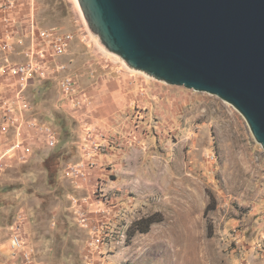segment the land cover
I'll return each instance as SVG.
<instances>
[{
    "label": "rangeland",
    "instance_id": "obj_1",
    "mask_svg": "<svg viewBox=\"0 0 264 264\" xmlns=\"http://www.w3.org/2000/svg\"><path fill=\"white\" fill-rule=\"evenodd\" d=\"M36 4L41 28L73 37L50 76L35 83L41 92L28 90L33 114L57 142L0 172V226L24 212L37 263L86 264L92 232L74 199L99 201L89 200L90 211L102 202L93 197L97 180L88 195L69 167L98 151L112 223L129 230L125 243L95 253L96 264H264V146L245 116L217 95L131 67L74 0ZM68 76L89 93V106L64 99ZM148 216V231L132 232Z\"/></svg>",
    "mask_w": 264,
    "mask_h": 264
},
{
    "label": "water",
    "instance_id": "obj_2",
    "mask_svg": "<svg viewBox=\"0 0 264 264\" xmlns=\"http://www.w3.org/2000/svg\"><path fill=\"white\" fill-rule=\"evenodd\" d=\"M131 67L233 104L264 146V0H79Z\"/></svg>",
    "mask_w": 264,
    "mask_h": 264
},
{
    "label": "built area",
    "instance_id": "obj_3",
    "mask_svg": "<svg viewBox=\"0 0 264 264\" xmlns=\"http://www.w3.org/2000/svg\"><path fill=\"white\" fill-rule=\"evenodd\" d=\"M15 3H11L13 6ZM31 42L26 48L27 59L8 65L5 70L13 75L20 76L21 87L18 91V96L23 99V92L28 83L35 78L47 79L53 67L50 61H54L57 56H61L66 52L70 43L72 42V35L68 32L58 31L54 28L43 29L39 27L34 18L30 26ZM6 50H13L14 45L8 41L3 44ZM2 69L0 67V73ZM62 91L64 99L68 100L72 105L78 107H87L91 103L90 95L87 91H82L78 87L77 81L73 77H66L63 79ZM23 101V100H22ZM24 107L28 108L27 102H24ZM48 132V144L55 146L57 137L50 128H46ZM98 152V151H96ZM96 152L85 151V159L72 164L69 167V172L77 181L80 179H87L93 169L98 166L96 159ZM4 170V165L0 162V172ZM93 197L102 202V207L97 211L89 210V198L74 199V206L81 224L89 228L92 232V237L87 244V257L89 260L86 264H96L93 257L97 251H101L103 246L114 243L124 242L128 238V227L123 224L121 227H116L112 223L111 214V199L109 194L103 188V181L98 177L96 188L94 189ZM94 213L100 216V221ZM29 226V218L21 212L10 228L9 242L11 249V259L14 263L10 264H39L34 258V250L28 244V234L26 232ZM99 264H105L102 260Z\"/></svg>",
    "mask_w": 264,
    "mask_h": 264
},
{
    "label": "crops",
    "instance_id": "obj_4",
    "mask_svg": "<svg viewBox=\"0 0 264 264\" xmlns=\"http://www.w3.org/2000/svg\"><path fill=\"white\" fill-rule=\"evenodd\" d=\"M13 2L15 4L11 6ZM36 15V0H0V67L2 69L0 73V162L3 163L4 169L25 162L36 151L49 147L46 128H50L56 135L54 128L46 120L35 116L31 110L28 90L35 86L37 92H41L43 85H35L41 80L39 78L31 80L24 89L23 99H20L18 96L22 84L20 76L5 70L8 65L27 59L26 48L31 42L32 20L35 18L41 27ZM8 41L13 43V50L3 48V44ZM54 62L55 60L50 61L52 67ZM95 88L91 89V94L98 95V90ZM24 102H27L28 108L24 107ZM96 159L99 164L91 171L89 177L86 180H78L81 184H85L88 195L94 181L102 176V170L104 171L102 166L105 159L100 154H96ZM107 186H114V181L108 182ZM90 201L99 202L93 199ZM14 221L6 226H0V264L14 263L11 259L9 242V229Z\"/></svg>",
    "mask_w": 264,
    "mask_h": 264
},
{
    "label": "trees",
    "instance_id": "obj_5",
    "mask_svg": "<svg viewBox=\"0 0 264 264\" xmlns=\"http://www.w3.org/2000/svg\"><path fill=\"white\" fill-rule=\"evenodd\" d=\"M153 222H155V219L153 218V216H148V217L142 218V219H140V221L135 223V225L132 229V232H135L136 230L147 232L150 225ZM143 224H144V226H143Z\"/></svg>",
    "mask_w": 264,
    "mask_h": 264
},
{
    "label": "bare ground",
    "instance_id": "obj_6",
    "mask_svg": "<svg viewBox=\"0 0 264 264\" xmlns=\"http://www.w3.org/2000/svg\"><path fill=\"white\" fill-rule=\"evenodd\" d=\"M76 2V4L80 7V3L79 0H74Z\"/></svg>",
    "mask_w": 264,
    "mask_h": 264
}]
</instances>
